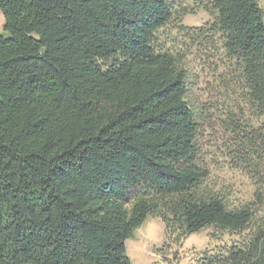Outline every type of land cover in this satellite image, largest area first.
<instances>
[{
	"label": "trees",
	"instance_id": "obj_1",
	"mask_svg": "<svg viewBox=\"0 0 264 264\" xmlns=\"http://www.w3.org/2000/svg\"><path fill=\"white\" fill-rule=\"evenodd\" d=\"M209 1L240 100L224 153L262 181L263 12ZM0 11V264H136L125 242L151 214L170 235H239L198 264H264V202L232 205L206 183L186 70L158 44L169 0H0Z\"/></svg>",
	"mask_w": 264,
	"mask_h": 264
},
{
	"label": "rangeland",
	"instance_id": "obj_2",
	"mask_svg": "<svg viewBox=\"0 0 264 264\" xmlns=\"http://www.w3.org/2000/svg\"><path fill=\"white\" fill-rule=\"evenodd\" d=\"M172 18L157 31L158 44L173 52L186 70V100L198 122L202 164L208 169L206 183L232 205L262 200L264 179L232 167L224 153L229 133L223 129L225 114H239L233 73L236 62L221 48L218 35L209 32L214 11L209 0H169ZM264 16V0H258ZM4 18L0 11V31ZM204 30V31H203ZM213 37V38H212ZM249 116L246 112L245 117ZM255 122V119H252ZM239 235L212 227L181 236L167 234L159 216L148 215L125 242L136 264H198L204 252L230 245Z\"/></svg>",
	"mask_w": 264,
	"mask_h": 264
}]
</instances>
